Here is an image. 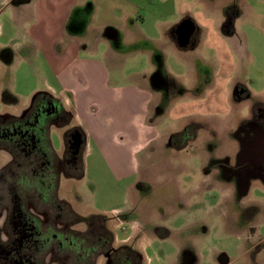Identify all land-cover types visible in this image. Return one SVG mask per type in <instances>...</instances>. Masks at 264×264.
<instances>
[{
  "label": "rangeland",
  "instance_id": "1",
  "mask_svg": "<svg viewBox=\"0 0 264 264\" xmlns=\"http://www.w3.org/2000/svg\"><path fill=\"white\" fill-rule=\"evenodd\" d=\"M108 1L75 0L68 10L67 2L41 8L47 14L40 26H30L33 11L0 5V30L4 33L0 36V66L6 69V73L0 72V94L15 100L9 110L24 109L36 92H48L47 70L39 65L41 56L28 52L25 46L23 50L19 40L37 39L44 52L64 13L62 40L76 41L84 48L81 59L103 65L107 89H145L152 100L146 123L155 126L157 137L132 156L127 149L130 139L118 135L100 142L94 136L90 147L84 149L81 176L58 182L59 198L84 222L92 215L111 217L112 208L132 211L131 216L146 231L151 223L154 228L167 227L164 222L168 220L176 230L184 222L182 216L190 213L189 236L197 237L204 251H198L194 240L185 242L188 231L184 235L166 229L169 235L161 231L159 237L153 236L152 247L146 252L153 264H208L212 251L218 253L213 255L215 262L219 255H225L233 264H260L264 256L258 259V254L264 252V242L261 250L245 256L243 252L236 254V246L250 227L264 223V186L259 183L263 181L238 179L235 164L240 147L237 128L264 106V0H121L125 7L136 9L122 29H115V39L96 29ZM112 14L117 16L120 11ZM184 21L192 28L182 42L176 39L175 28ZM8 37L12 44L5 40ZM142 99L133 94L127 104L111 110L128 119L139 110ZM96 109L92 105L88 112L95 115ZM190 129L195 138L185 144L181 134ZM62 135L61 129L49 131L56 153L62 151ZM126 141L124 148L117 145ZM72 182L78 183L76 188ZM226 182L230 186L227 191ZM234 182L260 186H250L248 192L239 194L231 186ZM250 202L258 205L249 206ZM198 208L201 212L195 216ZM66 220L79 219L70 213ZM106 220L116 239L128 231V223L124 222L125 230L120 231ZM216 225L224 229L221 241ZM85 227L81 223L74 229ZM207 246L213 247L208 250ZM112 247L117 248L114 242ZM126 247L137 253L131 245ZM58 259L52 263L78 264L64 252ZM92 260L79 264H107L102 255ZM148 260L145 258L143 264Z\"/></svg>",
  "mask_w": 264,
  "mask_h": 264
},
{
  "label": "flooded vegetation",
  "instance_id": "2",
  "mask_svg": "<svg viewBox=\"0 0 264 264\" xmlns=\"http://www.w3.org/2000/svg\"><path fill=\"white\" fill-rule=\"evenodd\" d=\"M179 25L175 28L176 39L183 42L192 26L189 32L178 33ZM14 101L7 94H0L3 106L0 109V264H53L62 252L78 264L92 259L95 262L101 255L107 264H119L118 253L128 248L112 247L116 237L106 224V219L112 217L92 215L84 222L58 196V182H71L82 174L85 149L82 130L73 123L70 112L47 94L34 95L30 104L12 115L6 109ZM52 128L63 130L60 153L51 145ZM191 129L181 134L185 135V144L195 138ZM237 131L238 179L253 176L264 179V106L242 121ZM70 213L78 222L66 220ZM81 223L86 227L74 229ZM105 231L112 235V240ZM110 240L111 246L107 248Z\"/></svg>",
  "mask_w": 264,
  "mask_h": 264
},
{
  "label": "crops",
  "instance_id": "3",
  "mask_svg": "<svg viewBox=\"0 0 264 264\" xmlns=\"http://www.w3.org/2000/svg\"><path fill=\"white\" fill-rule=\"evenodd\" d=\"M79 2H83V0H78ZM121 0H110L106 2L101 12L106 9V14L104 18L99 22L96 26L98 32L105 33V36L108 38L115 39L116 32L115 29H122L123 26L127 23V21L132 17L135 12V7H125L124 4L119 3ZM59 2L66 4V10L75 3V0H1L0 5L2 4H10L11 6H21V8L29 9L30 12H34V18L30 26H40L41 23H44L46 20V14L43 11H40L41 8H53L57 7ZM127 8V9H125ZM120 11V14L114 16L112 14L113 11ZM65 14L61 16V22L57 25L56 34L51 35L46 44L44 45V52L40 47V43L37 39L26 38L20 39L19 45L22 46L29 52L35 51L38 55L41 56V66H45L47 78L45 81L47 94L54 99L58 100L64 108L70 112L72 115L73 123L77 125L83 132L85 137V148L90 147L91 140L95 136L100 142L104 141L106 138H116V136H122L126 139H130L131 147H128L129 154L132 155L136 151L142 150L146 148L148 144H150L156 137L157 132L154 125H148L146 123V116L149 110V104L152 102L150 99V95L146 92L145 89H139L134 87H123L119 90H110L106 87V73L103 70L102 64H96L91 60L81 59V52L84 51V48L80 47L76 41H71L66 43V40H62L63 33V25L62 21L64 20ZM10 26V25H9ZM0 36L4 37V33H2V28L0 30ZM6 38V37H5ZM5 39L7 42L12 44L13 40L9 41ZM84 41V39H81ZM80 41V39H79ZM81 41V42H82ZM35 44V46H33ZM60 46L58 49L56 47ZM21 46H18L21 47ZM16 47V46H15ZM14 47V48H15ZM17 48V47H16ZM89 55L92 53V49L88 50ZM44 53L53 60V63L46 60ZM32 55L31 53H29ZM87 55V54H86ZM38 57V56H37ZM37 60V58H36ZM0 72L6 73V69L3 66H0ZM45 74V72H42ZM113 94H109V93ZM36 94H38L36 92ZM133 94L136 96H141L143 99L138 103L139 110L130 118H122L113 114L111 108L113 106H117L118 104H127L128 101L132 98ZM11 97V96H10ZM12 98V97H11ZM13 99V98H12ZM14 100V99H13ZM97 107L95 115H92L88 112L89 107L91 106ZM27 106V105H26ZM25 108V107H24ZM18 109L23 110L18 107L17 110H7L9 114H18ZM3 112V113H7ZM2 114V113H0ZM63 131V130H62ZM126 142H120L117 145L120 148H124L126 146ZM98 144V143H96ZM99 146V144H98ZM86 150V149H85ZM133 156V155H132ZM131 156V157H132ZM117 159H114V162H117ZM85 166L83 160V167ZM85 168V167H84ZM254 179L262 180V186H264V179L258 176H253ZM74 183V182H72ZM219 183V182H218ZM229 182H226V191L230 186H228ZM75 188L78 183H74ZM217 185V184H216ZM220 185H217L218 187ZM224 186V185H221ZM232 188L237 189L238 193H246L248 192L250 186L253 188H257L260 185L255 184V182H234L231 185ZM225 191V192H226ZM233 191V190H232ZM227 193V192H226ZM201 202V200H200ZM258 205L256 202H250L248 205ZM251 209V208H250ZM119 211L118 218L123 222L129 224L127 228L128 231L125 235H121L118 239H116L115 244L116 247H126L127 245H131L133 248L137 250V256L139 258L138 264H143L145 258L149 260L146 261L145 264H153L154 261L147 256V250L152 247V243L154 239L153 236L159 237L161 231L163 234H168V229L176 231L177 234H184L185 242L194 240L195 246H198V251L202 253L204 249L201 250L202 242L197 241V237L189 236L188 229V221L189 218H193L190 213H186L182 217L184 218L183 223H179V227L175 230V226L171 220H168L167 227L160 226V228H154L153 224L147 226V229L150 231H146L143 227L142 223L139 222L135 217L133 218L131 212H127L125 210H120L118 208H112L109 211ZM198 210L201 212V208L195 210V216L198 213ZM244 210L242 213H244ZM243 216V215H242ZM171 218V217H170ZM180 218V217H178ZM110 219V218H109ZM111 222L114 223L112 219ZM114 230H118L114 224ZM161 227H164L163 229ZM167 229V230H166ZM217 236H219V240H222V236L224 233V229L221 226L216 225L215 229ZM173 236H178L174 233ZM162 237V236H161ZM260 238H262L260 240ZM181 240V239H180ZM264 242V223L261 226H256L254 228H249L246 235L241 236V240H239L236 248V254L238 255L240 252L245 256L248 252L254 250H261L260 246L263 245ZM213 246L205 247L208 250H211ZM195 248V249H197ZM218 255L217 252L212 251L211 257L207 260L208 264H233L234 261H229L227 256L219 255V258L216 259L217 262L213 261L214 256ZM264 256V252L258 254V259ZM197 264V262L195 261ZM175 264V263H174ZM201 264V263H200ZM247 264H252L247 262ZM260 264H264L262 261Z\"/></svg>",
  "mask_w": 264,
  "mask_h": 264
},
{
  "label": "trees",
  "instance_id": "4",
  "mask_svg": "<svg viewBox=\"0 0 264 264\" xmlns=\"http://www.w3.org/2000/svg\"><path fill=\"white\" fill-rule=\"evenodd\" d=\"M92 222H93V219H92ZM105 235L112 240V235L109 232L105 231ZM111 240H110V243L107 244V248L111 246V243H112ZM118 255H119L118 257L119 264H138L137 255L134 252L126 248H122L120 252L118 253Z\"/></svg>",
  "mask_w": 264,
  "mask_h": 264
},
{
  "label": "built area",
  "instance_id": "5",
  "mask_svg": "<svg viewBox=\"0 0 264 264\" xmlns=\"http://www.w3.org/2000/svg\"><path fill=\"white\" fill-rule=\"evenodd\" d=\"M117 212L116 211H112L111 212V217L112 219L114 220L115 224H116V227L121 230V231H124L125 230V227H126V224L120 220L118 217H117Z\"/></svg>",
  "mask_w": 264,
  "mask_h": 264
},
{
  "label": "water",
  "instance_id": "6",
  "mask_svg": "<svg viewBox=\"0 0 264 264\" xmlns=\"http://www.w3.org/2000/svg\"><path fill=\"white\" fill-rule=\"evenodd\" d=\"M187 25V26H186ZM191 27V25H189L188 23L185 24V22L181 23L179 25V30H178V33L180 31H186V32H189V28ZM188 30V31H187Z\"/></svg>",
  "mask_w": 264,
  "mask_h": 264
}]
</instances>
